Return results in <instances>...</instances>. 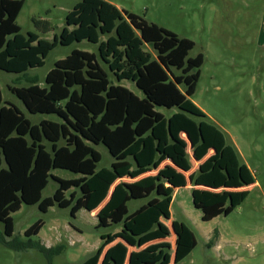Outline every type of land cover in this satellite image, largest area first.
<instances>
[{
    "label": "trees",
    "instance_id": "trees-1",
    "mask_svg": "<svg viewBox=\"0 0 264 264\" xmlns=\"http://www.w3.org/2000/svg\"><path fill=\"white\" fill-rule=\"evenodd\" d=\"M24 5L25 0H0V70L26 74L29 69L44 66L46 58L58 44L70 46L86 40L99 46L100 58L118 82H133L144 97H139L125 86L114 84L96 54L78 49L56 62L47 74L46 87L39 85L38 78H32L28 80V87L10 88L31 114L56 115L59 121L43 120L39 124H32L15 105H3L0 87V222L4 224L3 232L0 231V243L18 250H37L47 258L48 264H53L54 258L63 254L66 246L47 247L31 238L28 241L19 238L9 240L15 232L12 214L20 211L23 204L38 205L41 212L47 213L56 204L71 206L74 203L75 213L84 206L88 208L95 192L105 185L107 190L99 196V202L89 205L91 212H94L111 195V189L114 187L115 192L122 184L125 193L123 215H119L114 223H125L126 230L113 239H105L104 236L96 253L82 264H132L133 257L126 263L127 252L142 253L153 245L159 247L172 231L179 237L177 228L181 225L171 221L170 207L172 187L186 185L185 182L177 183L175 170H180L179 174L192 170L184 134L193 142V157L196 161L202 162L213 150L207 149L209 143L205 142L203 124L194 127V135L182 129V122L194 125L183 114L174 117L177 128L168 131L163 142L158 139L155 146L153 143L149 148L143 145L148 142L145 138L164 123L165 115L157 111L158 107H185L187 100L195 95L205 57L202 53L190 57L195 47L194 41L157 24L148 23L134 13L120 10L106 0H82L77 3L67 15V27L63 29L60 39L55 37L53 42H49L35 33H29L28 38H25L18 24ZM36 24L45 32L51 30L47 22L36 21ZM102 36H107V39L102 41ZM146 46L156 56L147 51ZM189 109L181 108L192 115L199 114ZM169 132L173 136L172 143ZM216 134L219 135L217 131ZM45 141L51 145V150ZM100 144L117 159L112 170L97 171L102 155L93 145ZM230 148L225 143L219 152L199 164L198 176L194 172L189 175L196 186L193 190L195 204L203 210L204 221L221 215L220 207L226 206L230 198L233 205L239 204L243 199L239 189L252 185L250 177H247V168L238 162L237 153ZM128 154L136 156V163L129 161L126 157ZM227 158L236 166L232 170L229 169ZM165 162V168L168 165L171 167L160 169L157 179L149 181L143 194H127L126 189L129 188L123 185L127 182L125 180L132 181H129L130 185L135 186L148 178L144 175L158 171ZM56 169L81 176L63 179L53 175L52 171ZM161 174H165L169 182L157 184ZM209 175L222 177L224 183L215 188L216 192L221 193L217 201L215 195L209 197L199 192L201 187H210L206 184ZM50 178L58 182L59 187L53 197L43 198ZM156 187L158 195L164 197L163 201L140 208L143 211L138 210L142 216L145 213L149 226L141 232L136 231L132 237L127 232L133 229L130 222L135 214H129L127 203L131 197L141 198V195L152 192ZM72 188L81 189L82 196L77 194L74 202L68 203L66 194ZM100 218L106 226L107 217L102 215ZM158 219L171 221V225L161 221L158 224ZM156 227L160 228L158 232L153 231ZM33 228L28 231L29 234L34 231L36 234L41 229L40 225ZM146 233L149 240L138 238L140 234ZM189 235L191 251L196 241L192 233ZM17 244L21 247L16 248ZM179 251L180 245L177 243L174 253Z\"/></svg>",
    "mask_w": 264,
    "mask_h": 264
},
{
    "label": "rangeland",
    "instance_id": "rangeland-1",
    "mask_svg": "<svg viewBox=\"0 0 264 264\" xmlns=\"http://www.w3.org/2000/svg\"><path fill=\"white\" fill-rule=\"evenodd\" d=\"M81 1L25 0L18 17L21 34L28 38L29 33H35L49 42H53L55 37L60 39L63 29L67 27V15ZM106 1L120 10L140 16L148 23L157 24L180 37L194 41L195 47L190 57L194 58L200 53L205 57L197 91L187 100L186 106L181 107L183 110L192 108L193 112L199 114L192 115L178 107L173 109L158 107L157 111L165 115L164 123L145 138L148 142H144L143 145L149 148L153 143L155 146V141L158 139L163 142L166 133L177 128L176 123L173 122L174 117L183 114L186 120L193 121L194 124L181 123L186 133L194 135V127L201 124L205 128V142L209 143L207 149L213 148L205 159L219 152L226 143L231 146L233 152L235 150L237 153L238 162L240 161L247 168V177L248 179L250 177L252 183L239 189L243 195L239 204L233 205L230 198L226 206L220 207L221 215L210 221H204L203 210L197 208L195 204L193 190L196 186L189 179V175L194 172V175L198 176L199 164L205 159L202 162L194 159L193 142L187 134H184L189 146L188 160L192 170L181 174H179L180 170H175L177 183L185 182L186 185L179 188L172 187L173 201L170 210L171 220L181 225L177 228L179 237L172 231L170 232L172 235L163 240L159 247L153 245L146 251L140 249L142 253L129 251L126 263L133 257L132 264H142L141 262L145 264H264V0ZM36 21L47 22L51 30L45 32ZM106 39L107 36H102L101 40ZM76 49L96 54L99 63L108 72L109 79L114 84L125 86L139 97H144L142 91L133 82L128 80L118 82L100 58L99 46L85 40L70 46L58 44L46 58L44 66L29 69L26 74L0 70L3 105H15L32 124H39L43 120L59 121L56 115L31 114L10 88L28 87L30 85L28 80L32 78H38L39 85L46 87L47 74L55 67L56 62L65 59ZM145 49L156 56L149 46ZM169 140L173 142L170 132ZM201 140L203 141L202 135ZM45 144L51 150V145L47 141ZM93 147L102 155L97 171L112 170L117 159L103 144ZM126 157L129 161L135 162V155L128 154ZM166 163H163L158 171L144 175L143 177L148 178L135 186L130 185V180H125L128 183L124 182L123 185H127L125 187L130 189H126L127 194L130 196L143 194L147 190L149 181L152 178L157 179L159 170L164 169ZM168 167L171 166L168 165L166 168ZM233 167L236 166L230 162L229 169L232 170ZM52 173L63 179H76L81 176L62 169L53 170ZM166 179L165 174H161L157 184L161 181L169 182ZM206 180L207 186L210 187H201L199 192L209 197L215 195L217 201L218 194L221 193L216 192L215 188L224 184L222 177L215 178L209 175ZM58 187V182L50 178L49 184L43 191V198L53 197ZM114 189V187L111 189V195L95 214L91 212L89 205L99 202V196L107 190L105 185L95 192L88 208L84 206L75 213H73L75 203L71 206L56 204L47 213L41 212L38 205L23 204L20 211L12 214L15 232L14 236L8 239L19 238L28 241L31 238L47 247L63 244L66 250L54 258L53 264H82L96 253L104 236L105 239H113L126 230L125 223H114L119 215L120 217L123 215L124 189L122 184L115 192ZM158 193L156 187L152 192L141 195V198L131 197L128 201L129 214L131 216L135 214L133 221L130 222V227L133 229L127 232L132 237L136 231L141 232L149 226L145 213L142 216L138 210L143 211L140 208L149 207L154 202H162L164 197H160ZM81 194V189L72 188L66 194L67 202L73 203L74 196H82ZM102 215L107 217L109 225L105 226L100 218ZM163 220L158 219L157 223L164 222L168 226L171 225V221ZM39 225L41 229L36 234L35 231L28 233L31 228H38ZM159 229L156 227L153 231L158 232ZM3 230L4 224L0 222V231ZM190 233L194 235L196 241V246L191 251L189 250ZM138 238L150 239L147 233L140 234ZM177 243L180 245V251L176 254L174 252ZM20 247L21 245L17 244L16 248ZM119 261L121 262V258ZM0 264H48V261L37 250H18L0 243Z\"/></svg>",
    "mask_w": 264,
    "mask_h": 264
},
{
    "label": "crops",
    "instance_id": "crops-1",
    "mask_svg": "<svg viewBox=\"0 0 264 264\" xmlns=\"http://www.w3.org/2000/svg\"><path fill=\"white\" fill-rule=\"evenodd\" d=\"M168 186H170V185H168ZM172 201H173V194H172ZM172 205V204H171ZM170 210H171V207H170ZM95 212L96 211H94V212H92L93 214H95ZM171 217H172V214H171ZM163 220V219H162ZM163 221H165V220H163ZM171 221H173V220H171ZM172 235V234H171ZM166 239H168V238H166Z\"/></svg>",
    "mask_w": 264,
    "mask_h": 264
}]
</instances>
